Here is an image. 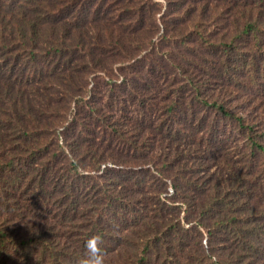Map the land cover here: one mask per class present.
Listing matches in <instances>:
<instances>
[{"label": "trees", "instance_id": "trees-1", "mask_svg": "<svg viewBox=\"0 0 264 264\" xmlns=\"http://www.w3.org/2000/svg\"><path fill=\"white\" fill-rule=\"evenodd\" d=\"M167 1L222 55L175 60L184 87L146 57L153 96L147 3L0 0V264H76L96 234L105 264H264V0Z\"/></svg>", "mask_w": 264, "mask_h": 264}, {"label": "rangeland", "instance_id": "rangeland-1", "mask_svg": "<svg viewBox=\"0 0 264 264\" xmlns=\"http://www.w3.org/2000/svg\"><path fill=\"white\" fill-rule=\"evenodd\" d=\"M108 7L111 2L115 0H103ZM199 1V0H197ZM201 1V0H200ZM205 1V0H203ZM147 3L148 7L152 9V12L150 14V25L155 24L156 26V33L153 35H150L144 42L143 47L144 50L141 51L139 49L136 50L137 52V59H142L145 61L144 65L148 64V68L145 72L146 75V81L149 82L152 86V89H146L149 90V92L153 96H162L161 92L159 91V88L156 86L157 82H162L163 85H165L168 79L172 83H176L178 86H186V80L184 77H180L177 73L175 68L173 67V62L175 60L181 61V63L190 71V73H193L194 75H198L200 64L204 62V59H206V63L214 67L213 60H219L221 58V53L217 52L215 48L204 45L202 41L199 39L198 35H196V31L194 34L192 33L193 24L192 22H185L181 21V19L176 18L175 13L173 12V8L175 9L176 6L170 5L169 1L167 0H142V4ZM194 3L192 0H188L187 4ZM218 3H226L225 0L220 1H213L208 2V5H216ZM201 3L199 2L198 5ZM222 7L220 8L221 11ZM186 26V32L184 34L185 38L180 37L179 30L180 28ZM176 27L179 28V30H176ZM203 28V27H202ZM209 33L210 30L213 33H216L215 31L217 29L214 28V25H209L207 27ZM220 29H218L219 33ZM151 32H148L147 34H150ZM168 36L167 40H164V37ZM157 48V49H156ZM149 50V51H148ZM161 53L165 57H161L157 55ZM170 52V54H169ZM153 53L156 54V56L163 60V63H155L154 67L157 70V73L155 74V79L157 82L151 78V74H149V67L152 64V61H147L146 57L152 55ZM181 54L184 55L185 59L181 56ZM174 58V59H173ZM156 59V58H154ZM223 61L224 58H223ZM132 61H128L125 64H117V65H110L109 66V73L110 77H106L104 74H99V76L91 77L90 86L88 87L89 91H94L96 93V101L101 102L100 98H105V95L107 96V99L109 96H112L114 92L117 91V87L121 88L122 83L124 81L123 79V73L127 74L130 72V70H126L129 64H131ZM163 69H165L167 72L174 73L173 75H165L162 74ZM126 70V71H125ZM124 71V72H123ZM245 76V74L242 75V78ZM222 83H226L223 81ZM144 84V83H142ZM220 85V84H219ZM117 86V87H116ZM229 84L226 85L228 87ZM246 87L245 84L239 85L238 88H242V90L239 89L240 92L245 94V97H251L252 99L260 100L263 98V94L258 90L257 88H251ZM231 90L237 89L234 87V84L230 86ZM214 89V88H213ZM216 90V89H215ZM219 91V90H216ZM86 92V91H85ZM86 95H89L90 93H85ZM91 97H88V100ZM255 106L251 105L250 112L252 113V109H254ZM75 105H72V109L67 116V120L70 122L73 121L75 117L74 112ZM108 111V110H107ZM121 116V114H120ZM239 137V136H238ZM237 144V143H236ZM235 145V144H234ZM170 192H174L171 190Z\"/></svg>", "mask_w": 264, "mask_h": 264}, {"label": "clouds", "instance_id": "clouds-1", "mask_svg": "<svg viewBox=\"0 0 264 264\" xmlns=\"http://www.w3.org/2000/svg\"><path fill=\"white\" fill-rule=\"evenodd\" d=\"M103 239L100 235H92L85 244L84 256L77 259L76 264H105L106 253L102 250Z\"/></svg>", "mask_w": 264, "mask_h": 264}]
</instances>
